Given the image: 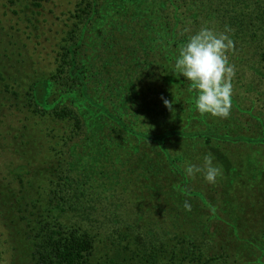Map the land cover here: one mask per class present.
<instances>
[{
	"label": "trees",
	"instance_id": "16d2710c",
	"mask_svg": "<svg viewBox=\"0 0 264 264\" xmlns=\"http://www.w3.org/2000/svg\"><path fill=\"white\" fill-rule=\"evenodd\" d=\"M72 1L48 73L30 69L0 31V97L21 114L11 141L20 161L0 177V216L12 233L22 228L32 264H264V0H153L159 25L101 32L130 40L123 77L83 60L103 0ZM225 25L235 76L222 119L201 115L196 90L172 71L193 32ZM121 149L130 176L145 181L141 206L126 197L130 179L110 178ZM206 155L222 169L214 184L184 173Z\"/></svg>",
	"mask_w": 264,
	"mask_h": 264
},
{
	"label": "rangeland",
	"instance_id": "374dc122",
	"mask_svg": "<svg viewBox=\"0 0 264 264\" xmlns=\"http://www.w3.org/2000/svg\"><path fill=\"white\" fill-rule=\"evenodd\" d=\"M33 1L35 0H16L14 2L0 0V31L3 30V33L8 35L6 39H15L17 41L30 69H35L38 73L41 71L48 73L53 67V51L64 28L62 21L67 10L73 8V1L38 0L43 5L42 8L34 7L32 5ZM153 3V0H124V2L122 0H103V5L100 8V18L87 32L86 37L88 39H86L85 57L83 60L90 66H97V64L102 62L107 63L109 71L114 68L117 74L123 77V73L125 74V71L128 70L123 61L128 57L126 47H130L128 42L130 40H127L128 37L126 36L123 37L124 35L121 32L115 33L116 39H101V32L103 33L110 25L120 23L124 24L132 33H137L138 29L141 28L140 26L144 23L150 24L153 21L159 25L160 21L156 19L152 12L154 10L151 7ZM13 11H17V14H14ZM2 45L0 43V52L2 51ZM103 45L111 49L108 48L107 51L95 50ZM127 65L129 66V64ZM131 67H133L132 64L130 69ZM110 74L113 75L112 73ZM142 84L144 87L151 85L147 80ZM3 103L0 97V104ZM20 118L21 114L16 109L9 108L7 104L3 108L0 107V177L5 175L6 167H10L12 163L16 164L20 161L16 154L15 156L12 154L13 148L11 144L14 131L20 127ZM122 151L124 150L116 151V156L119 158L116 159L118 164L111 166V174L113 176L110 178L120 180V183H125L123 182L124 180L130 179L132 183L128 186L132 187V192L126 197L135 206H141L142 201H144L142 184L145 181L130 176L132 157L130 153L123 155ZM239 153L240 156H243L242 152ZM119 163L127 166L129 171L121 168ZM105 167L107 170L110 169L107 163ZM118 171L123 175L115 176ZM125 174H127L126 177L124 176ZM102 178L107 185L105 191L110 194V190H113V188L108 185L109 179ZM217 179L219 180V178ZM215 187L218 188L219 186L215 184ZM18 228L20 229V234L12 233L0 216V264H32L24 232L21 227L18 226Z\"/></svg>",
	"mask_w": 264,
	"mask_h": 264
},
{
	"label": "clouds",
	"instance_id": "9594fccd",
	"mask_svg": "<svg viewBox=\"0 0 264 264\" xmlns=\"http://www.w3.org/2000/svg\"><path fill=\"white\" fill-rule=\"evenodd\" d=\"M187 31V29L185 30ZM231 29L225 25L223 31L210 26H202L193 32L182 44L174 62L175 76H182L196 90L195 108L201 115H210L222 119L230 115L232 107L235 67L228 60V53L234 42L228 33ZM163 105L174 112L173 101L163 99ZM184 173L189 178L203 174L209 184H214L222 175L221 167L213 164V156L206 155L203 166L186 162ZM183 207L191 211V204L185 201Z\"/></svg>",
	"mask_w": 264,
	"mask_h": 264
}]
</instances>
